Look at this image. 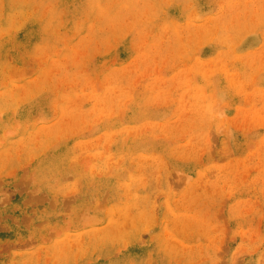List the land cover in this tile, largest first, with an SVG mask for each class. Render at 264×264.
Wrapping results in <instances>:
<instances>
[{"label": "rangeland", "instance_id": "1", "mask_svg": "<svg viewBox=\"0 0 264 264\" xmlns=\"http://www.w3.org/2000/svg\"><path fill=\"white\" fill-rule=\"evenodd\" d=\"M0 264H264V0H0Z\"/></svg>", "mask_w": 264, "mask_h": 264}]
</instances>
